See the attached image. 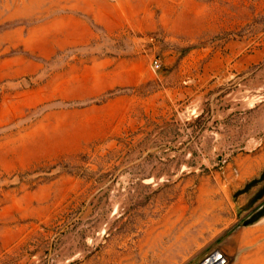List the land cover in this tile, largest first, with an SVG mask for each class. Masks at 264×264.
I'll return each mask as SVG.
<instances>
[{"label": "rangeland", "instance_id": "374dc122", "mask_svg": "<svg viewBox=\"0 0 264 264\" xmlns=\"http://www.w3.org/2000/svg\"><path fill=\"white\" fill-rule=\"evenodd\" d=\"M263 228L264 0H0V264H264Z\"/></svg>", "mask_w": 264, "mask_h": 264}, {"label": "built area", "instance_id": "2783aa9c", "mask_svg": "<svg viewBox=\"0 0 264 264\" xmlns=\"http://www.w3.org/2000/svg\"><path fill=\"white\" fill-rule=\"evenodd\" d=\"M155 67L156 68L159 67L158 62H155ZM211 258H213V257H211ZM211 258H209L208 260H206V262L203 263V264H207V263H209V264H227L225 258L222 255H220V254H219V256L217 258L213 259L212 261H210Z\"/></svg>", "mask_w": 264, "mask_h": 264}, {"label": "trees", "instance_id": "16d2710c", "mask_svg": "<svg viewBox=\"0 0 264 264\" xmlns=\"http://www.w3.org/2000/svg\"><path fill=\"white\" fill-rule=\"evenodd\" d=\"M260 218H261V217H255V218H253V219L249 220V221L246 223V225H251V224H253V223L259 221Z\"/></svg>", "mask_w": 264, "mask_h": 264}, {"label": "water", "instance_id": "95a60500", "mask_svg": "<svg viewBox=\"0 0 264 264\" xmlns=\"http://www.w3.org/2000/svg\"><path fill=\"white\" fill-rule=\"evenodd\" d=\"M218 256H219V254L216 253V254H214L212 257L215 259V258H217Z\"/></svg>", "mask_w": 264, "mask_h": 264}, {"label": "crops", "instance_id": "0c3cea01", "mask_svg": "<svg viewBox=\"0 0 264 264\" xmlns=\"http://www.w3.org/2000/svg\"><path fill=\"white\" fill-rule=\"evenodd\" d=\"M262 232H263V235H264V228H263V231Z\"/></svg>", "mask_w": 264, "mask_h": 264}, {"label": "bare ground", "instance_id": "6f19581e", "mask_svg": "<svg viewBox=\"0 0 264 264\" xmlns=\"http://www.w3.org/2000/svg\"><path fill=\"white\" fill-rule=\"evenodd\" d=\"M210 261H212V260H210ZM207 264H209V263H207Z\"/></svg>", "mask_w": 264, "mask_h": 264}]
</instances>
